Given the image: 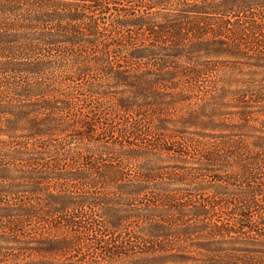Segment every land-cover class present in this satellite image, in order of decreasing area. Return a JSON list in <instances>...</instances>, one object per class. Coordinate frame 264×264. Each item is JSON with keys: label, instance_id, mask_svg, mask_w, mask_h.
Instances as JSON below:
<instances>
[{"label": "rangeland", "instance_id": "obj_1", "mask_svg": "<svg viewBox=\"0 0 264 264\" xmlns=\"http://www.w3.org/2000/svg\"><path fill=\"white\" fill-rule=\"evenodd\" d=\"M179 1L0 0V264H264V55Z\"/></svg>", "mask_w": 264, "mask_h": 264}, {"label": "trees", "instance_id": "obj_2", "mask_svg": "<svg viewBox=\"0 0 264 264\" xmlns=\"http://www.w3.org/2000/svg\"><path fill=\"white\" fill-rule=\"evenodd\" d=\"M178 4L183 6L181 11L185 15L196 19L193 32L215 40L218 53L237 56L248 54L244 50L254 51V47L256 54L264 55V0H194L191 3L182 0ZM229 13H236L237 18L234 21L226 18ZM249 161L264 168V151L248 158ZM255 202V199L251 201Z\"/></svg>", "mask_w": 264, "mask_h": 264}]
</instances>
